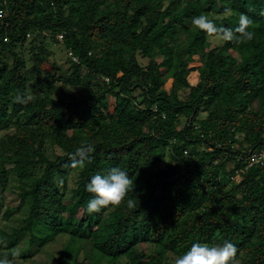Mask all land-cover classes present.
Here are the masks:
<instances>
[{"label":"trees","instance_id":"16d2710c","mask_svg":"<svg viewBox=\"0 0 264 264\" xmlns=\"http://www.w3.org/2000/svg\"><path fill=\"white\" fill-rule=\"evenodd\" d=\"M262 11L264 0H0V214H20L0 225V260L35 264L34 248L64 239L50 264H174L193 243L227 240L235 264H264V159L252 161L264 151ZM200 14L233 29L245 14L255 37L215 46L192 27ZM53 43L67 75L45 69ZM86 144L90 159L71 168ZM112 167L133 180L135 207L87 214L86 184Z\"/></svg>","mask_w":264,"mask_h":264},{"label":"clouds","instance_id":"9594fccd","mask_svg":"<svg viewBox=\"0 0 264 264\" xmlns=\"http://www.w3.org/2000/svg\"><path fill=\"white\" fill-rule=\"evenodd\" d=\"M264 16V11L260 13ZM224 16H231L232 10L225 9ZM192 27L203 32L209 37H214L221 43L244 44L255 37V32L249 30L253 21L245 14H240L238 25L233 29L217 25L207 14H200L192 19ZM32 97L28 94L17 93L13 102L18 104L28 103ZM94 151L91 144L83 145L70 154V167L83 169L90 154ZM85 191L91 195L86 206L87 214L100 213L108 208H118L126 203L127 207L134 208L132 199H127L129 192H133V180L119 167H112L106 174H95L85 186ZM238 249L236 246L225 240L219 243H193L182 255L177 256L174 264H235ZM0 264H12L5 258Z\"/></svg>","mask_w":264,"mask_h":264},{"label":"rangeland","instance_id":"374dc122","mask_svg":"<svg viewBox=\"0 0 264 264\" xmlns=\"http://www.w3.org/2000/svg\"><path fill=\"white\" fill-rule=\"evenodd\" d=\"M207 37H208V40L215 46L222 44L220 41L216 40L214 37H209V36ZM50 49L52 51V56L50 57L49 62L45 65V69L51 72V71H54L52 69H53V66H55L57 68L55 70V73L57 75L64 76L70 73L72 69V63L65 49L58 43H53ZM26 56H27V53H26ZM155 59L158 62H160L163 59V56L156 55ZM139 62L142 65H146L147 60L139 58ZM190 80H192V77H190ZM180 95L183 96V93L181 92ZM109 103L110 104L113 103V100L111 98H109ZM200 116L204 117L205 113L201 112ZM72 187H73V183L72 181L69 180L68 189H71ZM13 191H7L4 193L6 195V204L9 205L10 207H16L19 203V199L16 195V191L15 192ZM78 215L80 214L78 213ZM19 216H20L19 212H16L11 222H6L3 219H1V214H0V225L2 226L3 225H16L19 222V219H18ZM74 232L77 233V230H75ZM63 241L64 239H60L57 242H54L53 244L46 246L41 252H38V250L34 248L32 252L34 255L33 261L35 262V264H50L52 262V258L57 256Z\"/></svg>","mask_w":264,"mask_h":264},{"label":"built area","instance_id":"2783aa9c","mask_svg":"<svg viewBox=\"0 0 264 264\" xmlns=\"http://www.w3.org/2000/svg\"><path fill=\"white\" fill-rule=\"evenodd\" d=\"M60 38H61V36L59 35V36H58V39H60ZM73 60L75 61L74 58H73ZM163 118H164V116H163ZM261 159H264V151L260 152L259 154H254V155L252 156V161H253V162H255V161H259V160H261Z\"/></svg>","mask_w":264,"mask_h":264}]
</instances>
